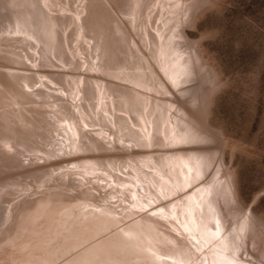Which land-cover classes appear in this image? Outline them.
<instances>
[{
  "label": "bare ground",
  "instance_id": "6f19581e",
  "mask_svg": "<svg viewBox=\"0 0 264 264\" xmlns=\"http://www.w3.org/2000/svg\"><path fill=\"white\" fill-rule=\"evenodd\" d=\"M207 2L0 0V264H264L187 35Z\"/></svg>",
  "mask_w": 264,
  "mask_h": 264
},
{
  "label": "rangeland",
  "instance_id": "374dc122",
  "mask_svg": "<svg viewBox=\"0 0 264 264\" xmlns=\"http://www.w3.org/2000/svg\"><path fill=\"white\" fill-rule=\"evenodd\" d=\"M195 21L187 35L218 76L208 123L240 204L264 221V0H208Z\"/></svg>",
  "mask_w": 264,
  "mask_h": 264
}]
</instances>
